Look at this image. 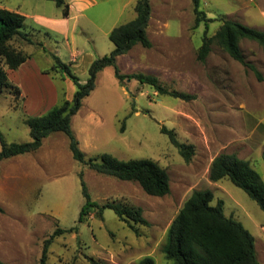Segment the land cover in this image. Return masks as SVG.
Wrapping results in <instances>:
<instances>
[{"label":"rangeland","instance_id":"1","mask_svg":"<svg viewBox=\"0 0 264 264\" xmlns=\"http://www.w3.org/2000/svg\"><path fill=\"white\" fill-rule=\"evenodd\" d=\"M66 2V1H65ZM136 0H85V9L70 11L65 28L46 26L62 10L43 0H0V9L24 17L20 33L9 45L27 56L17 70L4 68L11 86L0 93V136L5 145L30 141L27 120L46 114L63 98L70 101L73 83L54 67L53 57L69 67L80 83L93 61L114 47L106 34L133 20ZM147 37L117 58L123 75L144 74L168 91L192 96L187 101L159 95L135 80L121 84L114 68L98 73L95 88L71 118V130L85 159L109 154L120 161L149 160L165 170L169 194L146 195L138 184L98 175L73 160L68 139L53 133L31 153L0 162V261L39 264L42 246L56 229H75L53 239L46 264H171L162 253L166 231L195 190H210L211 206L223 203L226 217L239 222L253 237L259 264H264V212L229 180H208L211 161L220 153L246 160L264 183V50L241 40L244 61L263 77L232 60L212 41L204 62L197 60L203 37H213L224 20L264 32V0H200L209 22L195 28L191 0H150ZM45 103L44 105L42 103ZM161 127L172 130L181 144L192 145L186 163ZM122 128V130H121ZM2 143L0 141V151ZM98 206L122 204L142 210L148 226L119 221L110 209L93 208L78 222L85 198Z\"/></svg>","mask_w":264,"mask_h":264},{"label":"trees","instance_id":"2","mask_svg":"<svg viewBox=\"0 0 264 264\" xmlns=\"http://www.w3.org/2000/svg\"><path fill=\"white\" fill-rule=\"evenodd\" d=\"M50 1L62 10L63 18L68 16V4L65 0ZM193 14L195 15V28L201 22H209L205 14L199 9L200 0H191ZM133 20L114 27L108 34V40L113 45V51L102 58L93 61L88 69L87 80L80 83L78 77L73 75L68 66L53 57L54 67L68 78L75 86L70 101L64 99L51 108L46 114L27 120L30 141L21 144L5 145L1 139L0 162L12 157L35 152L42 145V140L53 133H62L68 139V149L74 161L86 165L98 175L115 178L119 181L132 182L139 185L142 191L151 197L161 198L169 194V177L165 170L149 160L120 161L109 154H102L98 158L85 159L79 149V143L71 130V118L79 111L82 101L89 96L95 88V80L103 69L114 68L115 77L121 84L124 80H135L141 85L152 87L159 95H167L176 99L187 101L193 97L184 93L168 91L162 87L156 78L141 73L123 75L117 68V58L126 55L133 47L151 48L147 37V28L150 18V0H136ZM24 17L15 12L0 9V62L10 71L17 70L28 59L22 52L15 50L9 42L15 37H21L30 43L26 36L20 33ZM248 40L255 42L264 50V32L241 23L224 20L213 37H203V42L197 51V60L204 62L210 53L212 41L234 61L238 62L255 76L258 82L263 81L257 68L244 61L239 49V42ZM11 88L16 93L20 90L13 87L8 81L4 68L0 65V93ZM122 130V128H121ZM160 133L167 135L170 144L178 150L179 155L188 163L193 154L192 145L181 144L172 130L161 127ZM264 163V151L261 153ZM229 180L235 187L242 190L259 209L264 212V183L259 174L246 160L234 154L220 153L213 158L208 169V180L218 182ZM82 193L85 198L78 222L82 223L84 217L93 208L102 210L107 208L114 212L117 219L136 233L133 225L148 226L140 208L122 204L107 203L98 206L90 201L85 184L82 182ZM213 194L210 190H195L183 203L170 223L162 253L171 264H259L254 239L249 232L237 221L226 217L223 212V203L218 200L211 206ZM0 207V213H2ZM75 229H56L44 241L39 264H46L47 253L53 239ZM137 234V233H136ZM0 264H4L0 261ZM138 264H154L150 257L142 258Z\"/></svg>","mask_w":264,"mask_h":264},{"label":"crops","instance_id":"3","mask_svg":"<svg viewBox=\"0 0 264 264\" xmlns=\"http://www.w3.org/2000/svg\"><path fill=\"white\" fill-rule=\"evenodd\" d=\"M66 1V3L68 4V16L66 17V18H63V16H62V18L60 19V20H58V21H49V20H45V19H43V22L45 23V25L46 26H49V27H59V28H61V29H63V28H65V26H66V24H67V22L69 21V19H70V11L72 10V8H74V5H76V4H78L79 5V7H78V9L81 11V12H83L84 11V9H85V6L86 5H84V2H85V0H65ZM135 13V12H134ZM135 17V16H134ZM134 19V18H133ZM113 29V28H112ZM111 29V30H112ZM111 30H109L106 34L108 35L109 34V32L111 31ZM23 65V64H22ZM67 100V99H66ZM43 105L45 104L44 102L42 103ZM54 106H56L55 105V103L49 108V110L51 109V108H53ZM48 110V111H49ZM37 151V150H36Z\"/></svg>","mask_w":264,"mask_h":264}]
</instances>
